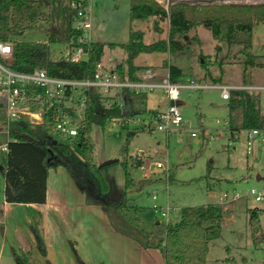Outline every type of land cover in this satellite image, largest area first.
I'll use <instances>...</instances> for the list:
<instances>
[{
	"label": "trees",
	"instance_id": "obj_1",
	"mask_svg": "<svg viewBox=\"0 0 264 264\" xmlns=\"http://www.w3.org/2000/svg\"><path fill=\"white\" fill-rule=\"evenodd\" d=\"M73 14L68 0H0V41L12 45V54L5 61L6 64L17 71L30 72L42 68L49 75L59 78L87 79L94 77L107 45L111 48L121 45L127 57L126 68L123 64L119 65V75L140 80L148 66L134 63L138 55L183 52L190 45L186 39L189 31L204 26L218 42V51L221 49L220 43L240 46L236 54L244 64V76L251 68H264V55L253 51V29L257 23L264 21V3L176 2L166 9L157 0H130V20L153 18L152 28L155 31L159 30L161 21L168 20L167 38L146 43L144 32L131 28L126 43L91 41L88 45V60L82 64H73L63 55L54 58L57 44L66 46L72 37L77 38L81 34L72 25ZM38 22L46 27V40L18 39L26 29L34 28ZM190 39L197 40V36ZM218 64L222 66V61ZM164 65L170 72L171 81L180 82L182 68L174 63L164 62ZM86 93L88 102L85 116L75 136H67L57 130L59 104L46 109L40 123L34 122L26 114L8 122L4 104L0 101V122H6L8 130L7 149L0 150V164L5 168V201L45 203L49 169L64 166L84 187L87 204L101 205L113 226L142 247L159 249L163 253L164 264H208L210 244L222 233L224 209L221 203L185 206L177 222L157 221L151 229H146L136 216L127 212L128 194L133 186L130 174L126 172L125 187L117 188L111 175L105 172L107 165L100 167L93 161L92 126L104 125L108 119L156 116L159 110L146 106L147 93L124 91L123 107L114 98L103 96L95 87L89 88ZM70 95L71 91L68 92ZM228 107L230 138L236 139V133L241 130H264V113L256 96L247 89H232ZM140 129L143 127L140 126ZM138 130L139 127L135 126L129 132V137ZM208 169L211 170L210 165ZM152 181L144 178L139 181L138 188L142 189ZM135 211L138 212L139 207H135ZM116 215L125 222L126 229L119 226ZM249 223L254 239H260L264 233L258 209L250 211ZM31 230L40 252L45 255L44 233L37 220L31 225ZM15 259L18 264H41L28 249L22 250L20 254L15 253ZM79 261L86 264L81 258Z\"/></svg>",
	"mask_w": 264,
	"mask_h": 264
},
{
	"label": "rangeland",
	"instance_id": "obj_2",
	"mask_svg": "<svg viewBox=\"0 0 264 264\" xmlns=\"http://www.w3.org/2000/svg\"><path fill=\"white\" fill-rule=\"evenodd\" d=\"M176 2L224 4L217 0H170L169 7ZM259 3L264 2L246 4ZM91 7L94 41L126 43L131 28L142 30L146 43L168 36V20L159 23L158 31L152 28L153 18L131 21L130 0H92ZM186 36L190 45L183 52L141 53L134 63L154 67L161 73L167 70L164 62L174 63L182 68L180 82L183 83L256 86L248 91L256 96L264 113V68H251L244 76V64L236 54L240 46L220 43L218 51V42L204 26L190 30ZM193 36H197V40L190 39ZM18 39L46 40V27L38 22ZM65 47L57 44L54 58H59ZM253 51L264 55V21L253 29ZM126 57L127 52L121 45L114 48L107 45L102 62L118 69L120 64L126 65ZM221 61L222 66H219ZM181 100L185 102L179 106L183 125L169 132L140 129V125L125 119H108L104 125L94 124L91 131L93 161L100 165L116 159L107 165L105 172L111 175L117 188L125 187L126 172L130 174L133 186L128 194L127 212L136 216L146 229H151L157 220H163L155 212V205L176 206L171 217V223H175L185 206L219 202L224 209L222 233L210 244L208 264H263L264 235L254 239L249 217L251 210H259L264 233V199L258 201L250 193L253 188L264 186V130H261V136L252 139L250 147L248 130L236 133V139L230 138L226 124L229 121L228 100L221 97L220 88L182 89ZM147 103L148 106L166 108L170 102L163 90L156 89L147 93ZM135 126L139 130L129 137ZM7 141L6 122H0V143ZM158 164L160 170H156ZM258 175L262 178L258 179ZM144 178L154 181L139 189V181ZM3 183L0 176V184ZM225 193L229 197L220 201ZM236 193L238 197L234 199ZM135 207H139L138 212ZM116 220L121 228H127L118 215Z\"/></svg>",
	"mask_w": 264,
	"mask_h": 264
},
{
	"label": "built area",
	"instance_id": "obj_3",
	"mask_svg": "<svg viewBox=\"0 0 264 264\" xmlns=\"http://www.w3.org/2000/svg\"><path fill=\"white\" fill-rule=\"evenodd\" d=\"M166 9L169 8L170 0H157ZM224 4H246L248 2L258 3L264 0H217ZM69 6L74 10L73 27L81 31L79 37L71 38L62 54L73 64H82L88 60V45L93 41L91 29L92 19V0H68ZM12 54L10 42L0 41V101L4 104L7 121L17 120L22 115H29L37 123L44 119V111L59 104L56 114V128L62 134L75 136L78 128L85 116L88 97L87 90L91 87L103 96H110L115 99L120 107H123L124 91L132 93H148L161 89L165 92L169 100V105L164 110H159L156 116H131L124 118L132 124H138L148 131H172L183 125L184 119L180 110V105L171 104L172 101L181 99L182 89H200L217 87L221 89V97L229 99L232 89H254L256 86H234L229 84H200L199 82L183 83L171 81L170 72L161 73L153 67L145 68L140 80H134L128 76L119 75L116 67L108 66L100 62L97 64L93 78L87 79H67L51 76L45 69L36 68L33 71H17L6 64V60ZM71 91L70 97L68 92ZM32 104H35L34 106ZM122 119V118H118ZM195 135V133H193ZM261 136V130L252 129L249 131V147L252 139ZM7 143L0 146V150H6ZM159 167V164H158ZM251 195L256 200L264 199V186L260 189L253 188ZM228 194L220 197L223 201L228 198ZM238 197V193L233 196ZM156 198V195H154ZM177 207L173 205H155V212L163 217L161 222L170 223Z\"/></svg>",
	"mask_w": 264,
	"mask_h": 264
},
{
	"label": "crops",
	"instance_id": "obj_4",
	"mask_svg": "<svg viewBox=\"0 0 264 264\" xmlns=\"http://www.w3.org/2000/svg\"><path fill=\"white\" fill-rule=\"evenodd\" d=\"M146 106L167 108L148 106L147 99ZM156 170H160L158 165ZM0 171L4 181L0 184V264H18L15 253L24 249L41 264H81L80 258L86 264H164L159 249L142 247L113 226L101 205L87 204L84 187L64 166L49 169L45 203L5 201V168L1 164ZM35 220L43 229L45 255L31 230Z\"/></svg>",
	"mask_w": 264,
	"mask_h": 264
},
{
	"label": "water",
	"instance_id": "obj_5",
	"mask_svg": "<svg viewBox=\"0 0 264 264\" xmlns=\"http://www.w3.org/2000/svg\"><path fill=\"white\" fill-rule=\"evenodd\" d=\"M186 38H187V36H186ZM171 104L181 105V104H184V101L179 99V100H176V101H172ZM125 113H128V112L126 111ZM115 161H116V159L107 160L106 162L100 164L99 166L100 167H104V166L109 165V164H111V163H113ZM258 179H259V176H258Z\"/></svg>",
	"mask_w": 264,
	"mask_h": 264
}]
</instances>
